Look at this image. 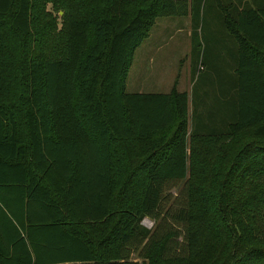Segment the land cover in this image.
Listing matches in <instances>:
<instances>
[{"label":"trees","instance_id":"16d2710c","mask_svg":"<svg viewBox=\"0 0 264 264\" xmlns=\"http://www.w3.org/2000/svg\"><path fill=\"white\" fill-rule=\"evenodd\" d=\"M243 1L0 0V264H264V0ZM161 17L191 18L224 95L190 132L186 93H126ZM79 137L99 179L56 175Z\"/></svg>","mask_w":264,"mask_h":264},{"label":"rangeland","instance_id":"374dc122","mask_svg":"<svg viewBox=\"0 0 264 264\" xmlns=\"http://www.w3.org/2000/svg\"><path fill=\"white\" fill-rule=\"evenodd\" d=\"M150 1V0H147ZM47 11L62 25L64 16L62 7L47 5ZM192 21L190 17H161L156 20L149 37L135 51L132 67L126 81V93H167L173 84L177 89L186 92L189 97L188 117L189 131L192 129L193 100L202 99L208 105L207 112L218 111V104L224 95L217 85L209 84V76L205 82H197V75L192 73ZM228 64L223 67L231 73ZM200 72V71H199ZM197 87L194 95L193 88ZM222 100H220V99ZM180 187L173 189L168 199L173 201L179 194ZM142 225L154 230V220L146 218ZM135 258V257H134ZM141 262V261H140Z\"/></svg>","mask_w":264,"mask_h":264},{"label":"crops","instance_id":"0c3cea01","mask_svg":"<svg viewBox=\"0 0 264 264\" xmlns=\"http://www.w3.org/2000/svg\"><path fill=\"white\" fill-rule=\"evenodd\" d=\"M233 1H236V0H233ZM245 1H243L242 4H244ZM225 64L230 65V63L228 61H225ZM225 64L223 63V65H225ZM174 87L177 89V87H178L177 84H173L171 90ZM171 90L167 93H147V94H168L171 92ZM177 91L180 93H186V92L179 91V89H177ZM138 93L142 94L140 92H138ZM132 94H134V93H132ZM143 94H145V93H143ZM188 101H189V97H188ZM203 108L204 107L200 108L199 112H201L203 110ZM72 144H75V147L77 146L79 149L78 160L72 162L71 160H69L71 158V155L69 154L68 161L63 160V162H58V165L56 168V175H60L61 177L66 178V179H71L72 181H73V179H77L79 182L82 180L85 181L87 179H99V175H100L99 174V162H89L88 160H86V156L85 155L83 156V154H82V145L84 148L86 147V139H84V141L82 142L81 137H79V140L75 143H73L71 140H69L67 142L66 146L71 147ZM5 195L7 196V193ZM26 201H27V199H26ZM26 215H30L29 221H28V219L25 218ZM35 215L36 214L34 213V210H32V209L25 211V213H24L25 219H22V221L24 220L25 231H22L19 227H17L19 229V234H20L19 239L21 238V239L28 240L29 235L33 236V234H31L32 231H30L29 226H30V222H33ZM14 223H15V221H14ZM12 231L14 232V230H11L10 233L3 232V234L7 237H13ZM4 250L12 252V245H7V246L5 245Z\"/></svg>","mask_w":264,"mask_h":264}]
</instances>
